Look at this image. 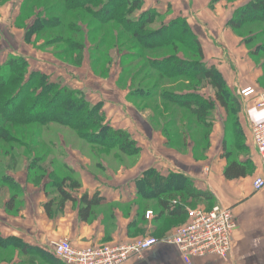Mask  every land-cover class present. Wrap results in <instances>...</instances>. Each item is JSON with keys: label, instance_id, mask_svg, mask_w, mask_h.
<instances>
[{"label": "trees", "instance_id": "1", "mask_svg": "<svg viewBox=\"0 0 264 264\" xmlns=\"http://www.w3.org/2000/svg\"><path fill=\"white\" fill-rule=\"evenodd\" d=\"M40 1L44 2V13L57 12L60 15H70L73 19L65 24L59 15L47 16L39 17L38 23L39 32L43 29L66 27L67 37L59 32L46 39L44 44L47 47H61L58 53L69 55L70 64L79 65L82 60L85 48L83 27L87 29L86 37L92 44L91 70L98 76L103 77L107 73V67L112 62L108 53L112 49L121 52L120 62L125 61L129 55L133 56L132 59L147 62V66L142 65L136 71L134 80L139 76L142 78L138 86L129 92L128 98L140 102L139 108L141 106L142 109L153 112L152 121L164 115L161 130L168 148L176 149L181 143L185 146L186 134L199 131L203 134L204 153L213 113L219 106L227 113L238 150L247 151L237 121L239 100L230 91L221 72L204 62L197 34L186 18H169L162 25L152 28L159 18L166 15L152 9L142 11L144 0H62V7L58 4L48 7L49 0H35L30 11L32 8L35 10ZM220 1L232 3L234 0H212L211 4ZM253 23L264 24V0H252L234 10L227 26L238 34L243 27ZM38 24L32 25L30 31ZM256 35L264 38V28L255 35L248 32L245 44ZM126 47L131 49L128 54L123 53ZM58 53L55 54L59 57ZM251 54L258 57L253 49ZM132 67V63L122 67V74H127ZM208 89L213 98L204 95ZM151 100H158L160 104H148ZM102 107L101 102L92 103L87 100L82 90L51 82L43 72H28L25 59L9 57L0 65V158L4 160L6 169L9 171L16 167L19 153L28 159L29 180L39 185V171L42 170L40 163L52 154L50 150L57 151L60 148L51 137L60 135L59 132L63 130H67L71 137L83 144L95 148V153L92 152L91 156L97 159L101 157L98 159V166H101L100 160L109 162L107 155L113 156L111 152L135 162L140 153L136 142L130 135L112 128L106 122ZM225 155L229 156L228 153ZM64 159L62 158L60 166L68 171L70 179L65 176L59 178L56 171L53 172L52 179V185L59 193L60 207L67 201L75 203L70 191L81 187L73 177L75 173L63 162ZM252 169L250 161L241 163L230 160L223 174L226 179L233 180L245 177ZM1 181L14 188L9 177L3 176ZM135 185L136 205L141 221L144 220L145 213L152 210L158 223L179 225L186 213L177 203V196L213 203L208 192L195 190L190 179L181 174H170L163 178L150 169L142 174ZM100 201L101 198L97 195L92 198L87 195L81 197L78 212L81 221L86 222L90 218L92 208L98 206ZM151 202L154 205L151 206ZM50 205L48 203L44 206L48 215ZM7 208L11 209L12 205L8 204ZM11 243L12 240L0 238L1 248ZM14 246L20 248L22 253H39V250L30 249L18 240Z\"/></svg>", "mask_w": 264, "mask_h": 264}, {"label": "crops", "instance_id": "2", "mask_svg": "<svg viewBox=\"0 0 264 264\" xmlns=\"http://www.w3.org/2000/svg\"><path fill=\"white\" fill-rule=\"evenodd\" d=\"M211 2L212 0H144L143 7L148 5L149 9L164 14L169 11L168 6H173L171 8L174 12V4L189 3L188 10H191L190 14H195V21H198L193 27L197 31L203 50L204 62L221 72L230 91L239 100L237 121L247 151L238 150L227 113L219 106L213 113L208 149L202 159H197L192 154L193 144L190 142L187 144L186 153L168 148L161 129L150 125L146 116L127 103L128 90L121 91L124 95L114 93L117 98L115 100L112 92L114 89L117 91V88L114 85L113 87L108 82L94 83L99 85L96 90L100 94L94 102L102 103V110L112 128L124 131L136 142L140 150L139 155L129 168L117 173L107 170V180L103 178L105 181L102 182L99 176L95 177L88 171L89 167L83 169L74 157L66 156L63 162L79 176L82 187L70 191L75 203L67 201L62 207L58 206L59 193L55 189L46 188V183L35 185L29 180L26 157L18 153L16 167L9 171L2 161L4 164H0V238L12 240L13 243L0 247V264H64L48 250L49 245L62 239L68 240L77 248H84L118 244L148 236L154 237L158 243L125 264H186L177 248L163 241L177 227L186 223L188 211L198 208L208 210L216 204L230 209L236 219L230 257L223 261L216 256L206 255L192 259L190 264H264V189L256 191L253 188V183L261 176L262 169L251 133L252 126L260 120L262 112L254 107L257 97L244 99L240 96L242 90L253 88L258 97L264 98V71L262 66L249 59L240 39L227 29V22L236 6L218 2L210 8ZM179 16L186 18L189 23L188 18L181 12H177L174 17ZM197 25L201 31H198ZM39 66V71L49 78H52V74L61 76L49 71L48 67L45 69L47 65L44 62H40ZM79 80L75 81L76 84H72L71 88L83 90L81 87L91 86V83ZM50 81L54 82L51 79ZM118 81L117 76L115 83ZM210 97L213 98L212 94ZM124 102L132 109L125 110ZM225 153L229 156L226 157ZM230 160L241 163L250 161L253 169L243 178L228 180L223 173ZM150 169L163 178L170 174L183 175L190 179L195 190L208 192L213 198V203L207 204L177 196V203L186 213L185 219L179 225L158 223L156 214L152 211H147L152 213L149 219L144 216L141 221L136 205L135 182ZM204 169H207V172H204ZM3 176L13 181L14 188L1 181ZM84 195L88 198L94 195L101 198L98 206L92 208V215L86 222L81 221L78 213L81 207L80 199ZM48 203H51L49 215L44 209ZM8 204L12 205L11 209L7 208ZM151 204L154 205V202ZM14 240L20 241L30 249L39 250V253H22L20 248L14 246Z\"/></svg>", "mask_w": 264, "mask_h": 264}, {"label": "rangeland", "instance_id": "3", "mask_svg": "<svg viewBox=\"0 0 264 264\" xmlns=\"http://www.w3.org/2000/svg\"><path fill=\"white\" fill-rule=\"evenodd\" d=\"M252 0H234L232 3L220 1L228 4H234L236 6V9H239L240 7L245 6ZM35 0H0V65L5 63L9 57H20L25 59L27 62V69L28 72H39V63L44 62L50 70L55 73L60 74L61 76L51 75L52 81H56L55 83H59L62 86H67L69 88L73 87L72 84H76L75 81L83 82V83H91V86H83L81 89L84 92L86 99L91 101L92 103H95V100H98V96L100 94L99 91H97V87L99 85H95L94 83L101 84L102 82H108L112 86L114 85L117 88V91L113 90V97L116 100L114 93L124 95L121 91H127L128 94L130 91H133L135 87L138 86V82L142 78V76H137L138 78L134 80V77L136 76V71L142 66H147L146 61H138L132 59V55L126 56L127 59L123 62H120L121 60V52H118L116 49H112L109 51L108 55L111 59L110 65L107 67V73L103 75V77L98 76L95 74L91 68H93V59H92V44L88 42V39L86 37L87 35V29L83 27V32L85 34V48L82 52V60L79 65H73L70 64L69 61V55H63L61 53H58L61 47H47L44 44V41L48 38H51L52 35H57V33L61 32V34L64 37L68 36V30L66 27H60V29H43L42 32H39V17H51L59 15L60 18H62L63 22L65 24H68L70 21H73L72 17L70 15H60L57 12H48L47 14L44 13L45 5L43 1H40V4L36 6L37 8L35 10L30 11L31 4L34 3ZM39 3V1L37 2ZM36 3V5H37ZM49 6L51 7L54 4L61 5L63 4L62 0H49ZM218 3V2H217ZM148 4V3H146ZM189 4V3H188ZM188 4H174L175 5V11L173 12L172 8L173 6H168L167 10L168 12L164 13L166 16L159 18L153 25L152 28H156L160 25H162L164 22H167L169 18H173L177 15V12H181L183 16H186L189 21V25L196 30L193 26H195L196 22V16L195 14H190L188 10ZM216 3H212L210 5V8ZM177 5V6H176ZM184 5V7H182ZM144 6V5H143ZM62 7V5H61ZM172 7V8H171ZM227 7V6H225ZM149 9L148 5H145L143 7L142 11H146ZM151 9V8H150ZM193 9V8H192ZM193 11V10H192ZM220 17V16H219ZM231 18V17H230ZM37 23L38 25L30 31V28L32 25ZM227 26V25H226ZM198 31L201 29L197 25ZM264 28V24H257L253 23L248 26L243 27V29L238 33L235 34L231 31V29L227 26V29H229L235 37L240 39L242 45L248 52L249 59L256 65L262 66L264 71V38L262 35H256L247 45L245 44L244 39L246 38L248 32L252 33L253 35L258 34V31L260 29ZM197 32V31H195ZM252 49L255 50L256 55L258 57H254L252 53ZM131 52V49L126 47L123 49V53L128 54ZM55 53L60 54L58 57ZM122 63V64H121ZM134 65L130 69V71L127 74H122V67H125L127 65ZM122 65V67H121ZM63 70L64 72H61L60 70ZM44 70V69H43ZM118 76L119 81L115 83V79ZM124 77V78H123ZM78 79V80H77ZM93 84V85H92ZM145 84V83H144ZM143 84V85H144ZM113 86V87H114ZM106 88V87H105ZM73 89V88H72ZM212 92H209L208 90H205L204 95H211ZM112 96V94L110 93ZM126 101L130 105H133V107L140 112L141 115H144L147 117V120L150 122V125H154V127L158 129H162L164 125V115L159 116L157 120L152 121V117L154 116L153 112H151L149 109L145 110L138 107V102H135L132 99L128 98V95L126 96ZM148 104L152 105L153 103H157L158 105L160 102L158 100H151L147 102ZM125 110L132 109L131 106L126 104L124 102ZM103 111V110H102ZM104 113V112H103ZM105 116V114H104ZM229 117V116H228ZM151 119V120H150ZM106 122L109 124V122L106 119ZM162 124H161V123ZM36 125H32L34 127ZM195 131V130H194ZM60 135L51 137V140L54 141V143H57L60 148L57 151L50 150L49 152L52 153L44 162L40 163L42 170L39 171V185L42 183L48 184L46 188L48 189H55L56 188L52 185V179H53V172L58 173L60 175L59 178L65 176L70 179L71 175L68 173V171L60 166V162L62 158H66V156L70 155L74 157V160L76 163L80 166H82L83 169H87L88 171L96 176H99L100 182L107 180L106 171L108 172H114L117 173L119 171H122V169H126L131 167V165L134 163L131 158L123 157L122 155L117 154L116 152H111L112 155L108 154L109 162L104 164L99 161L101 166H98V158H95V156H91L92 152L95 151V148H91L87 146L86 144H83L82 141H79L75 139L73 136L69 134L67 130H63L59 132ZM162 133V130H161ZM203 134L202 132L195 131L191 133H187L185 136V146H182V143L179 147H177L175 150L179 153H186L187 152V144L190 142L193 144L192 154L197 159H202L203 154L206 153L208 149V141H207V148L203 153V148L205 147V144L202 141ZM95 153V152H94ZM94 155V154H93ZM87 159V160H86ZM4 160L0 158V164L3 166ZM28 161V160H27ZM53 161V162H52ZM88 161V163H87ZM52 162V164H51ZM29 163V162H28ZM66 165V162H64ZM87 163V164H86ZM103 164V165H102ZM110 164V165H105ZM133 166V165H132ZM87 167V168H86ZM29 173V171H28ZM74 178H76L80 185L81 181L79 180V176L75 173L73 175ZM55 178V177H54ZM105 180H104V179ZM73 179V178H72ZM54 183V182H53ZM82 187V185H81ZM80 187V188H81ZM79 188V189H80ZM77 189V190H79ZM73 192V191H71ZM151 206L152 204L149 203ZM148 204V205H149ZM152 211V210H149Z\"/></svg>", "mask_w": 264, "mask_h": 264}, {"label": "built area", "instance_id": "4", "mask_svg": "<svg viewBox=\"0 0 264 264\" xmlns=\"http://www.w3.org/2000/svg\"><path fill=\"white\" fill-rule=\"evenodd\" d=\"M244 99L255 98L256 110L262 112L260 120L252 126V142L262 169L261 176L253 183L256 191L264 189V98L255 89L240 92ZM207 172V169H204ZM151 212H146L149 219ZM236 219L227 207L216 204L210 209L188 211L185 224L177 227L163 242L177 248L182 260L190 264L192 259L213 255L227 261L231 254ZM158 241L151 236L126 240L118 244L92 245L84 248L73 246L62 239L49 245L51 254L64 264H125L128 260L152 249Z\"/></svg>", "mask_w": 264, "mask_h": 264}]
</instances>
